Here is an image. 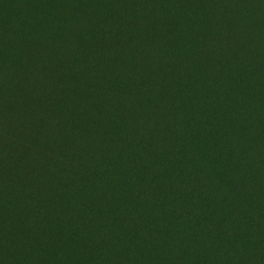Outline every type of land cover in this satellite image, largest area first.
<instances>
[{
  "label": "trees",
  "instance_id": "1",
  "mask_svg": "<svg viewBox=\"0 0 264 264\" xmlns=\"http://www.w3.org/2000/svg\"><path fill=\"white\" fill-rule=\"evenodd\" d=\"M0 264H264V0H0Z\"/></svg>",
  "mask_w": 264,
  "mask_h": 264
}]
</instances>
